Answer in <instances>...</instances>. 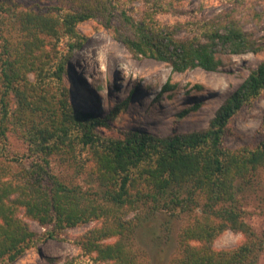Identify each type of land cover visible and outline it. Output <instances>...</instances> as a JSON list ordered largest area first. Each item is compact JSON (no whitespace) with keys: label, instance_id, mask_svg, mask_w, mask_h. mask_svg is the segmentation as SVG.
<instances>
[{"label":"trees","instance_id":"obj_1","mask_svg":"<svg viewBox=\"0 0 264 264\" xmlns=\"http://www.w3.org/2000/svg\"><path fill=\"white\" fill-rule=\"evenodd\" d=\"M112 1L60 0L59 6H47L45 0H0V136L20 131L29 159L13 174L0 160V264L16 261L43 236L55 238L93 220L102 224L83 237L84 254H95L103 264H147L134 248L140 215L129 216L148 203L153 205L148 215L165 210L174 216L201 208L202 215L183 229L182 252L170 264H259L264 238L245 220L240 199L264 171V141L230 150L224 138L230 121L264 92V62L202 131L105 137L97 129L107 122L75 109L64 79L72 51L87 41L79 25L106 16ZM151 1L165 11L171 6ZM129 22L135 34L121 37L127 49L169 63L177 72H215L224 64L223 53L261 50L230 13L216 23L201 24L197 36L180 40L163 29ZM67 154L83 169L86 162L93 164L99 191L83 190L52 172L51 157ZM24 218L52 228L39 235ZM228 230L243 234L245 241L235 249L215 250L214 242Z\"/></svg>","mask_w":264,"mask_h":264},{"label":"rangeland","instance_id":"obj_2","mask_svg":"<svg viewBox=\"0 0 264 264\" xmlns=\"http://www.w3.org/2000/svg\"><path fill=\"white\" fill-rule=\"evenodd\" d=\"M165 3L171 4L167 6L168 11L151 0H113L106 16L78 27L87 41L82 48L72 51L67 64L69 74L64 81L71 89L70 102L75 109L107 122L97 129L105 137L125 139L132 131L156 137L202 131L249 74L264 62V0H165ZM59 4L60 0H45L43 5ZM229 13L240 20L261 50L231 56L223 53L224 64L215 72L201 68L177 72L169 63L134 55L121 41V37L135 34L129 19L135 24H145L150 30L163 29L180 40L197 36L201 24L211 20L216 23L217 18ZM12 108L16 106L13 104ZM186 110L188 114L182 115ZM228 128L224 146L230 150L256 147L263 142L264 92L245 105ZM27 152L20 131L11 129L5 138L0 136V160L11 174L27 166ZM78 157L76 160H81ZM92 166L86 162L83 169L68 154L51 157V170L61 180L79 185L83 190L99 191L101 187ZM240 200L245 220L264 238V171L252 190ZM152 206V203L141 205L129 216L140 215L134 248L147 264H170L182 252L183 229L202 215V211L197 207L191 213L174 216L165 210L148 215ZM24 220L39 235L52 228H44L30 218ZM101 224L102 221L93 220L68 228L55 238L43 236L37 247L16 261L3 264H103L96 261L95 254H84L80 246L85 234ZM244 241L243 234L228 230L216 239L213 247L235 249ZM259 264H264V251Z\"/></svg>","mask_w":264,"mask_h":264},{"label":"bare ground","instance_id":"obj_3","mask_svg":"<svg viewBox=\"0 0 264 264\" xmlns=\"http://www.w3.org/2000/svg\"><path fill=\"white\" fill-rule=\"evenodd\" d=\"M103 50L105 49V47H101Z\"/></svg>","mask_w":264,"mask_h":264}]
</instances>
